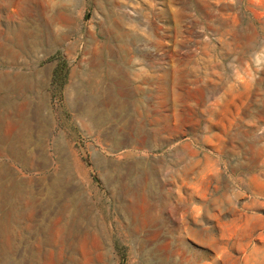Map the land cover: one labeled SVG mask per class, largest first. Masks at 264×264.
Segmentation results:
<instances>
[{
	"label": "rangeland",
	"instance_id": "rangeland-1",
	"mask_svg": "<svg viewBox=\"0 0 264 264\" xmlns=\"http://www.w3.org/2000/svg\"><path fill=\"white\" fill-rule=\"evenodd\" d=\"M26 100L0 264H264V0H0L5 149Z\"/></svg>",
	"mask_w": 264,
	"mask_h": 264
},
{
	"label": "crops",
	"instance_id": "crops-1",
	"mask_svg": "<svg viewBox=\"0 0 264 264\" xmlns=\"http://www.w3.org/2000/svg\"><path fill=\"white\" fill-rule=\"evenodd\" d=\"M29 100L22 105V116L15 120L13 127L20 126L19 134L24 138L22 143L13 138V147L8 150L4 148L2 141L3 122L0 118V183L8 182L16 184V179L21 178L16 176L14 167L18 166L26 170L38 167L39 153H42V159L47 160L48 139H49V123L48 115L41 114V109H35L36 117L32 114V109ZM43 110V109H42ZM38 111V113H37ZM16 123V124H15ZM53 128V124L51 125ZM16 145V146H15ZM30 183L29 180L26 181ZM4 236H0V241L8 242L6 231H1ZM12 240V239H11ZM8 244L5 245L7 247Z\"/></svg>",
	"mask_w": 264,
	"mask_h": 264
},
{
	"label": "bare ground",
	"instance_id": "bare-ground-1",
	"mask_svg": "<svg viewBox=\"0 0 264 264\" xmlns=\"http://www.w3.org/2000/svg\"><path fill=\"white\" fill-rule=\"evenodd\" d=\"M101 47H102V46H101ZM99 54H100V53H99ZM98 57H99V56H98ZM95 59H96V58H95ZM99 60H100V59H99ZM97 65H98V67H99L100 64H97ZM8 124H9V123H8ZM10 125H11V124H10Z\"/></svg>",
	"mask_w": 264,
	"mask_h": 264
}]
</instances>
